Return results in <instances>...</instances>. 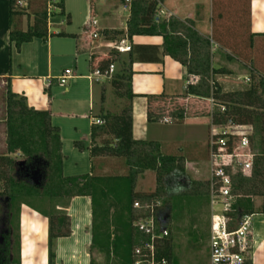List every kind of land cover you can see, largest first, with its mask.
<instances>
[{"label":"crops","instance_id":"obj_1","mask_svg":"<svg viewBox=\"0 0 264 264\" xmlns=\"http://www.w3.org/2000/svg\"><path fill=\"white\" fill-rule=\"evenodd\" d=\"M52 1L55 0H50L49 6ZM26 3L27 0H23L20 4ZM52 6L53 15L49 13L47 37L24 43L19 51L12 47L10 53L8 0H0V81L5 84V81L9 80L12 92L24 96L28 107L50 113L51 126L59 131L62 166L69 160L70 155L64 153L68 149L74 156L72 164L85 163L89 170L96 168L102 173L115 172V177L126 178L128 166L124 158L103 154L91 156L90 151L94 147H103L105 141L109 146L115 147L117 139L113 138L110 132L97 131L92 137V131L104 124L106 114L121 116L128 105L131 106V130L134 140L157 143L162 154L184 157L177 144L175 147L163 145L174 143L175 139H162V135H158L159 133L151 128L154 124H184L188 119L198 118L185 117L181 122H164L162 118H166L165 116L157 117L158 105L162 101H149V97L160 96L183 97L180 103L197 99L186 93L192 74L187 73L184 65L164 52L163 37L134 35L129 38L127 21L130 10L129 5L126 6L123 2L117 5L114 0H94L91 4L90 0H86L82 30L74 33L65 29H52L60 27L64 18L70 22L69 15L65 12V4L62 11ZM156 18L164 21L174 19L210 41L211 67L226 71L214 76L223 92L247 90L251 84L250 70L259 72L264 77V0H165L156 10ZM31 22L32 18L23 16L22 30L25 31ZM105 31L123 33L117 40L110 34L106 36ZM94 33L97 34L95 38ZM122 39H126L131 45L157 49H147L150 58L133 61L131 89L134 96L130 101L114 97L112 82L107 80L110 77L92 75L95 69L104 71L107 67L103 68L102 63L112 57L128 62L129 52L119 54L113 50V45ZM30 43H36L35 51L46 54V64L40 65L34 58L35 62L30 68L27 66L28 69H25V65L18 62L15 69L13 55L20 56L23 47ZM102 48L108 51L105 53ZM118 62L115 60L112 63L116 66ZM65 69H70L73 76L65 84H61L57 78ZM237 87L240 88L236 89ZM150 107L154 113L151 117ZM125 113L126 116L127 112ZM96 120L101 123H96ZM206 157L208 160V151ZM184 158L186 169L197 162L199 154L194 149L189 157ZM63 170L65 169L62 168L61 181L65 184L63 188L68 189L70 184L64 179L81 175L65 174ZM253 170L252 174L247 176L250 179L242 198L244 209L254 214L255 247L252 264H264V159L258 158ZM148 171L145 170L136 176L134 193H146L140 188V181ZM81 181L83 180H78L77 188ZM115 195L117 196V193ZM62 196L61 198H68V202L55 206L64 210L69 217L67 228L70 233L53 239L56 262L89 264L91 258L88 248L91 246L93 223L91 196L87 193L68 196L65 192ZM119 201L120 203L116 201L111 204L109 213L119 212L125 218L127 213L120 208L125 205L121 196ZM20 209L21 263L47 264L48 218L25 204H21ZM131 209L133 210V207ZM55 226H58L56 221Z\"/></svg>","mask_w":264,"mask_h":264},{"label":"trees","instance_id":"obj_2","mask_svg":"<svg viewBox=\"0 0 264 264\" xmlns=\"http://www.w3.org/2000/svg\"><path fill=\"white\" fill-rule=\"evenodd\" d=\"M23 0H8L9 6V47L19 51L20 46L24 43H29L35 38H46L48 35V16L47 5L50 0H27L26 5H21ZM124 2L125 0H121ZM165 0H130L129 18L127 21V36L132 38L134 35H159L164 39V52L173 59L179 61L187 70V73L198 76V81L195 84L189 83L186 88V93L198 99L212 98L218 105L224 106L226 114H229L233 119L242 124H248L252 127V135L250 137L252 146L255 150L256 157L264 159V77L259 72L249 71L251 84L245 91L223 92L221 87L215 81L216 74L226 73L225 70L214 69L211 67L210 57V41L202 38L192 28L174 19L168 21L158 20L156 18V10L158 6ZM94 0H90L93 4ZM64 0H55L54 6L62 11ZM23 16L32 18L27 29L22 30ZM122 31H105L106 36L110 34L115 37L120 35ZM110 37V38H111ZM156 49V47H145L131 45L129 51V60L120 61L119 58L112 57L102 63L103 67H108L115 60L121 62L123 66L122 72L116 74L112 80V85L117 97L123 98L126 101L132 100L134 94L131 89V65L136 59L150 58L147 49ZM146 50V51H145ZM157 50V49H156ZM231 59L230 56H228ZM125 89H124V88ZM122 89V90H121ZM5 102V135H6V152L0 154V182H3V189L0 190V218L3 215V205L1 199H7V224L8 227H13L15 219H17L19 227V210L21 204H25L48 218V263L54 264L55 253L52 250L53 239L56 236H67L70 231L65 226L68 225L66 218L62 215L50 216L39 211L30 204L20 202L17 208L16 216L12 210L11 199L14 192L17 190L26 191V193L35 195V198L44 200L46 188L51 181L52 161L58 159L62 164L61 142L59 131L51 126L50 113L48 111L35 110L28 107L24 96L12 92L9 80L5 81L3 91ZM183 97H149L150 103L155 100L165 102L168 99H176L177 103ZM161 102V103H162ZM151 109V107H150ZM158 110L160 107L158 105ZM125 112L127 115L125 116ZM154 115L152 109L150 117ZM215 114H219L215 112ZM208 115L207 113L198 114L189 112L185 104L175 107V111L171 114L174 122H181L185 117H198ZM159 117V114H157ZM105 122L102 126L92 131V137L97 131L110 132L113 138L117 139L115 147L109 146L107 141L103 147H94L91 149V156L100 154L107 156H118L124 158L128 166L127 177L133 183L138 173L149 170L155 173L156 188L149 193H134L127 200L124 207H120L126 211L125 218L128 222H124V216L121 213H116L117 227L113 228L112 244L108 241L111 239L106 236L104 242H100L96 247L95 236L93 235L91 247H94L98 252H103L107 255L113 254L119 264H131V254L133 247L140 239V234L133 226V221L136 220L142 212L132 210L134 202L141 204L153 205L155 214L157 215L168 204L162 201L163 194L171 191L170 181L173 177H180L186 173L185 158L181 155H166L160 151V145L153 142L136 141L132 138V117L131 106L128 105L123 110L121 116L106 114ZM221 120L214 118V123H219ZM210 124V122H209ZM20 151L24 156L25 163L39 160L45 163L44 181L39 185H34L28 180L20 179L19 166L14 158L9 157V153ZM208 151V148H207ZM40 168V167H39ZM254 169V166H253ZM254 170H252L253 172ZM252 174V173H251ZM62 177V170L61 175ZM83 177H72L64 179L66 182H77ZM250 177L240 173L235 174V190L241 195L244 188L248 185ZM82 188L78 189V193L84 194ZM91 201L93 204V196ZM160 199V200H159ZM117 202L120 203L118 200ZM115 206V205H114ZM245 203L242 198L237 199L234 205L239 213H249L244 209ZM111 204L104 212H109ZM121 210V209H120ZM234 213V216L239 214ZM93 216V214H92ZM55 221L58 226H55ZM106 235V234H105ZM104 239V238H103ZM9 240V239H8ZM6 243L4 248L0 247V264H20V236L15 237L18 259L9 258L14 244ZM161 254L170 258L173 264H177L173 258L172 243L167 240L161 250ZM90 264H96L92 260Z\"/></svg>","mask_w":264,"mask_h":264},{"label":"rangeland","instance_id":"obj_3","mask_svg":"<svg viewBox=\"0 0 264 264\" xmlns=\"http://www.w3.org/2000/svg\"><path fill=\"white\" fill-rule=\"evenodd\" d=\"M65 12L69 15L70 22L64 18V23L60 27H52V29L59 28L65 29L69 32H79L82 30V23L84 21L86 13V0H64ZM55 2V1H54ZM52 1L50 6L47 5V13L53 15L52 9L54 5ZM117 5H121V0H114ZM126 6L129 5L130 0L123 2ZM56 9V8H55ZM50 10V11H49ZM130 10V8H129ZM49 18V16H48ZM121 36L117 35L115 39H119ZM104 47V46H103ZM36 43L27 44L23 47V51L20 56L13 55L14 68H17L18 62H22L26 68H30L35 62L34 58L41 64H46V54H42L39 51H35ZM105 50V48H102ZM108 51V50H107ZM105 50V53L107 52ZM115 66V71L107 80L112 82L116 74L122 72L123 66L121 62ZM104 68V67H103ZM240 82V81H239ZM5 84L0 81V154L6 152V135H5V102L4 91ZM124 88V87H123ZM240 87H237L238 89ZM125 89V88H124ZM234 89V90H236ZM122 90V89H121ZM222 90V89H221ZM231 91H229L230 93ZM114 97L116 96L114 90ZM117 97V96H116ZM126 101L125 99H123ZM187 103H177L176 99H168L165 102L159 104L160 111L159 117L165 116L170 122L172 120L171 114L175 111V107L181 104H185L189 112L195 113H208L210 103L204 99H190ZM216 103V101H215ZM124 106L126 104L124 103ZM219 105L216 103L214 111L218 112ZM163 119V118H162ZM210 117L208 115L198 116V118L188 119L184 124L173 123L170 125H152L151 128L162 135V139H175V142L163 143L165 146L168 144L171 147L179 146L182 149L184 157H189L190 153L196 149L199 158L193 159L197 162L188 166L185 170L186 173L180 177H173L170 181L171 191H167L163 194L162 201L168 204V207H164L157 215L156 221L169 231V240L172 243L173 258L177 264H207L208 263V243H209V222H210V206L209 195L207 191V178L209 175V164L206 157V142L208 138V123ZM177 144V145H176ZM175 149V148H174ZM176 150V149H175ZM178 151V150H177ZM66 155H70L69 160L66 161L64 167L58 159L52 161L51 168V181L49 182L43 201L35 198V195L27 194L26 191L17 190L14 192L11 199L12 210L14 216H16L17 208L20 202L30 204L39 211L46 213L50 216L62 215L66 218V222L69 217L66 212L60 208H56L55 204H63L68 202V198L63 197V193H67L71 196L78 193V189L82 188V192L90 193L93 196V235L95 236L96 247L100 242L106 240V236L111 238L108 242L112 244L113 228L117 227L118 221H116V215L113 213L104 212L108 209L109 204H114L121 200L123 204L127 203L129 197L132 195L133 183L128 178L115 177V172H98L95 169H87L85 163L72 164L71 160L74 156L67 151H64ZM9 157L14 158L19 166L20 179L29 180L30 170L40 167L43 174L45 173V163L39 160H33L30 163H25L24 156L20 151H15L8 154ZM65 174L71 175L80 174L83 181L80 182L79 188L76 187L79 182H68L70 188L64 189L65 184L61 181V170ZM82 173V174H81ZM85 173V174H83ZM89 173H91L89 175ZM140 181V188L145 192H153L156 188L155 173L148 171V173L142 177ZM73 187H72V186ZM3 182H0V190L3 189ZM117 193V196L115 195ZM49 198V199H48ZM160 200V199H159ZM3 205V215L0 218V247L6 246L7 240L9 245L14 244V248L9 255V258L18 259V252L16 249L15 237L17 234L20 236V248H21V221L19 214V227L17 219L13 227L9 228L7 224V199H1ZM21 207V206H20ZM19 207V208H20ZM113 210V209H112ZM110 211V210H109ZM142 212L141 210H137ZM21 213V209L19 210ZM124 222H128V218H124ZM67 228V225L65 226ZM68 229V228H67ZM106 234V235H105ZM104 238V239H103ZM52 250L55 253L54 245ZM90 254V261L92 260L96 264H119L118 260L113 254L107 255L103 252H98L94 247L88 248ZM20 252L19 260L20 264ZM54 264H74L70 263H57L56 257ZM90 264V262H89Z\"/></svg>","mask_w":264,"mask_h":264},{"label":"built area","instance_id":"obj_4","mask_svg":"<svg viewBox=\"0 0 264 264\" xmlns=\"http://www.w3.org/2000/svg\"><path fill=\"white\" fill-rule=\"evenodd\" d=\"M93 37H97L94 33ZM113 50L119 54L131 50V44L122 39L113 45ZM115 66L110 63L101 71L95 69L92 75L111 77ZM73 76L70 69H65L58 76L61 84H65ZM91 79V77L89 76ZM198 76L192 75L190 82L197 83ZM209 134L207 139L209 175L207 191L209 195L210 222L207 264H252V254L255 247L253 234V213H239L234 207L242 195L235 190L234 176L240 173L249 176L252 173L255 150L252 146V127L236 122L226 114L224 106L219 105V114H215V101L208 98ZM214 118L220 119L214 123ZM168 122V118H163ZM96 123H101L96 120ZM133 209L141 210L140 215L133 221V226L140 234V239L132 249L131 264H173L172 260L161 254L169 231L158 224L153 205L133 203ZM238 212L237 216L233 214Z\"/></svg>","mask_w":264,"mask_h":264},{"label":"water","instance_id":"obj_5","mask_svg":"<svg viewBox=\"0 0 264 264\" xmlns=\"http://www.w3.org/2000/svg\"><path fill=\"white\" fill-rule=\"evenodd\" d=\"M43 177H44V174L39 167L31 170L30 179H31L32 184L39 186L42 183Z\"/></svg>","mask_w":264,"mask_h":264},{"label":"flooded vegetation","instance_id":"obj_6","mask_svg":"<svg viewBox=\"0 0 264 264\" xmlns=\"http://www.w3.org/2000/svg\"><path fill=\"white\" fill-rule=\"evenodd\" d=\"M31 170H32V169H31ZM31 170H30V175H29V180H30V182H31V179H30V178H31ZM31 183H32V182H31Z\"/></svg>","mask_w":264,"mask_h":264}]
</instances>
